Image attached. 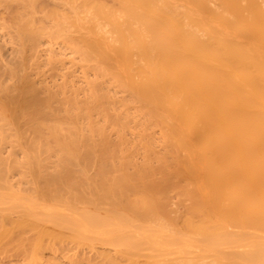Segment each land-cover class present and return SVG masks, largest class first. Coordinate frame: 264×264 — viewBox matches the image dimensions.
Listing matches in <instances>:
<instances>
[{"label": "bare ground", "instance_id": "obj_1", "mask_svg": "<svg viewBox=\"0 0 264 264\" xmlns=\"http://www.w3.org/2000/svg\"><path fill=\"white\" fill-rule=\"evenodd\" d=\"M212 1L0 0V260L264 264V0Z\"/></svg>", "mask_w": 264, "mask_h": 264}, {"label": "rangeland", "instance_id": "obj_2", "mask_svg": "<svg viewBox=\"0 0 264 264\" xmlns=\"http://www.w3.org/2000/svg\"><path fill=\"white\" fill-rule=\"evenodd\" d=\"M216 3H217V2H216L215 0L212 1V5H213V6H215ZM88 14H90V13H88ZM99 23H100V22H99ZM101 27H102V31H103L104 28H105L104 25H103V23H100L99 28L101 29ZM103 27H104V28H103ZM106 31H107V30H106ZM55 47L59 48L60 46H59V44H57V46L55 45ZM66 52H68V51H66ZM0 61H1V60H0ZM61 66L63 67V65H61ZM61 66H60V67H61ZM60 67H59V69H60L59 71H60V73H61V68H62V67H61V68H60ZM63 68H64V67H63ZM45 72H46V70H45ZM79 80H80V79H79ZM158 147H159V146H158ZM160 147H161V146H160ZM160 147H159V148H160ZM173 194H174V193H173ZM173 194H172V196H173V200H172L173 202H172V204H173V203H178V202L176 201V200H177L176 196H174V195H176V194H174V195H173ZM175 199H176V200H175ZM174 200H175V201H174ZM171 206H172V210L174 209V210H173L174 212H175V211L179 212V210H182V206L180 207V205H179V207H178V204H177V205H171ZM175 208L178 209V210H176ZM179 208H180V209H179ZM75 250H76V249H74L73 246H68V247L65 248V252H67V254H73V253H75V252H73V251H75ZM81 250H82V249H81ZM85 250H87V252H88V249H85ZM49 251H50V250L45 251V253H44V258H43L44 260H42V262L45 261V259H47V256L45 257V255H48V258H49L50 256L54 255V254H56V255H60L59 253H61L62 250L57 251V253H56V252L53 253L52 251H50V252H52V255H49V253H50ZM77 251H78V250H77ZM79 251H80V249H79ZM79 251H78V253H84V252H82V251H81V252H79ZM9 252H10V254H6V255H10L11 258H10V256L5 257L6 255H3V258L6 260V261H5V260L3 259V261L7 262V260H9V261H8V263H9V262H11V261L13 260V261H12L13 264H14V263L17 264L18 262L21 263V261L23 260V259H22L23 257H21V255H19V257H20L22 260L18 257V254L15 253L14 251H9ZM87 252H86V253H87ZM76 253H77V252H76ZM88 253H89V252H88ZM2 254H3V253H2ZM4 254H5V253H4ZM90 254H91V251H90ZM8 257H9V258H8ZM17 257H18V259H17ZM0 259H2L1 256H0ZM19 259H20L21 261H20ZM24 260H25V259H24ZM0 261H2V260H0ZM3 261H2V262H3ZM26 261H27V260H26ZM26 261H24V262L26 263ZM64 261H65L67 264H75V263H71L68 259H64ZM5 262H4V263H5ZM24 262L22 261L23 264H24ZM42 262H40V263H42ZM4 263H2V264H4ZM27 263H28V262H27ZM27 263H26V264H27ZM83 263H85V262H83ZM6 264H7V263H6ZM10 264H11V263H10ZM77 264H79V263H77ZM80 264H81V263H80Z\"/></svg>", "mask_w": 264, "mask_h": 264}]
</instances>
